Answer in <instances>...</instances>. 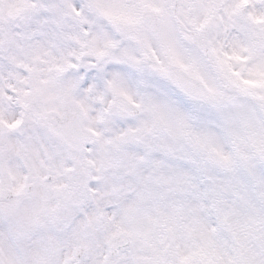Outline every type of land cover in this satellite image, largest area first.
<instances>
[{
	"label": "snow or ice",
	"instance_id": "6c2138e0",
	"mask_svg": "<svg viewBox=\"0 0 264 264\" xmlns=\"http://www.w3.org/2000/svg\"><path fill=\"white\" fill-rule=\"evenodd\" d=\"M0 264H264V0H0Z\"/></svg>",
	"mask_w": 264,
	"mask_h": 264
}]
</instances>
